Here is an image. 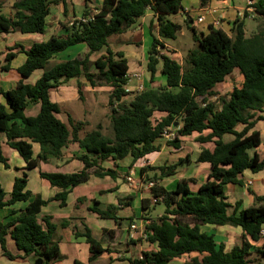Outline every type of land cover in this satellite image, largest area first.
I'll return each instance as SVG.
<instances>
[{
  "label": "trees",
  "instance_id": "16d2710c",
  "mask_svg": "<svg viewBox=\"0 0 264 264\" xmlns=\"http://www.w3.org/2000/svg\"><path fill=\"white\" fill-rule=\"evenodd\" d=\"M6 1L0 0V8ZM85 2L83 18L73 22L71 27L65 26L67 33L34 42L29 48L16 43L5 52L4 62L0 58V69L8 72L19 53L27 55L18 68L22 78L17 86L9 90L0 88L5 99V103H0V162L10 166L3 153L4 139L26 161L27 169L40 167L49 156L60 157L71 144L77 143L84 150L78 157L84 163L82 170L73 173L40 170L43 179L60 189L55 196L44 199L38 194L15 219L6 223L0 220V244L5 255L11 259L33 256L36 260L43 259V264L63 258L54 240L58 225L51 216L39 220L42 208L55 200L60 201L61 206L67 205L72 189L87 183L93 174L116 180L118 170L105 168V161H119L130 156L132 167L160 151L165 129L178 126L182 120L183 125L168 144L181 148L182 137L199 133V143L215 144L212 150L203 147L197 158L199 163H209L211 171L195 192L191 189L194 178L180 179L175 189H168L161 183L176 175L179 165L190 161V157L153 168L157 170L154 177L144 180L145 183L153 181L154 185L147 189L148 197L143 198L142 208L149 220L145 227L147 240L158 248L144 251L142 258H130L129 264H171L173 259L189 253H199L202 258L194 257L187 264H264L250 258L252 242L262 238L264 229V194L254 193L255 205L228 214L230 203L225 193L227 184H244L245 171L264 170V156L256 151L263 143L256 125L264 120V28L248 37L244 21L248 12L243 19L233 22L231 35L214 26L206 33L188 23L195 46L181 63L168 54L171 50H167L165 41L177 39L183 29L182 24L169 17L184 10L183 0H103L95 10L89 8L91 0ZM208 2L201 0L203 6ZM60 5L67 16L69 0H16L12 15L0 14V34L43 35L47 32L49 16ZM253 7L256 15L264 18V0H256ZM148 11L156 17L158 34L151 32L147 68L152 82L161 72L165 83L133 93L128 88L129 59L123 51L110 47L111 37L125 35L137 27ZM187 21L192 18L189 16ZM80 44L88 48L83 57L53 62L57 55ZM104 49V53L92 60L93 54ZM37 70H42V75L34 83L26 81ZM235 70L243 76L242 84L222 95L220 84ZM82 77L94 87L102 83L111 87L112 135L105 134L101 125L83 134L84 121L69 115L67 123L60 117L62 108L53 100L52 91ZM78 86L81 88L82 82ZM129 96L132 98L126 100ZM37 104L41 106L38 114L28 115L27 110ZM157 112L165 116L154 119ZM239 126H242L240 130ZM228 135L233 136L229 141L226 140ZM33 143L41 147L37 157ZM251 150H255L253 154ZM146 171L142 168V175ZM28 182L29 174L24 172L15 179L10 196L0 182V209L29 201L33 193L27 187ZM134 200L132 195L119 197L118 204H110L107 208H101L94 200L89 210L101 219H113L120 224L119 206L131 207ZM161 202L166 206L164 214L150 218L152 207ZM240 205L238 202L236 210ZM62 225L67 227L70 221L64 220ZM202 225L240 227L243 241L227 251L214 234L202 230ZM109 231L116 233V230ZM8 234L23 254L9 252ZM75 234L85 237L90 246L89 263L113 251L104 247L87 225L84 231L76 230ZM258 251L264 255V249ZM76 264L85 263L76 261Z\"/></svg>",
  "mask_w": 264,
  "mask_h": 264
},
{
  "label": "crops",
  "instance_id": "0c3cea01",
  "mask_svg": "<svg viewBox=\"0 0 264 264\" xmlns=\"http://www.w3.org/2000/svg\"><path fill=\"white\" fill-rule=\"evenodd\" d=\"M15 1L16 0H7L4 3V5L0 8V14L12 15L13 4ZM185 1L186 0H183V5H184L183 11L169 16L172 20L183 25V29L179 33L177 39L180 37V34L185 35V29L186 27H188V23H189V26L194 25L199 30L208 33L210 31L211 26H214V22L216 20L220 22V25L218 26L215 25L214 27L221 28L231 35L233 22L238 18L243 19L245 17V15L244 17H241L239 15L240 12L242 10H245L249 6L250 2L252 1L255 2L256 0H246V1L244 0H209L207 5L205 6L201 4V0H196L195 2H189V3H185ZM53 13L54 12L52 11V14ZM202 14L205 16V21L203 23H198L197 18ZM248 14H249L248 17H245L244 21H245L246 35L250 37L252 33L257 32L256 29L258 28V24H256V26H253L252 24L253 18L255 17L256 14L250 11L248 12ZM50 16L48 18L49 25L47 27V32L43 35L23 34V33L19 34L20 32H10V33L0 34V38L3 40H8L11 35L17 37L16 39L13 40L12 44L5 43L4 46L2 45L4 49H6V51L2 52L1 55H4L5 57V52L8 51V48L14 46L16 43L22 44L23 46H25V48H29L34 42L46 41L52 35H55V34L59 35V34L67 33V32H55L54 31L55 26L50 25V20H49ZM189 16L190 18H192V21L190 22L187 21ZM248 20H250L251 22L248 23ZM141 22H142V28L144 31L143 33H148L147 31L151 29L152 24L157 25L156 17L154 13L151 11L147 12V14L142 18ZM56 26H57V23H56ZM56 28H57V31L60 30L61 28L62 30L65 29L63 25L58 26ZM49 29H51L52 32H48ZM116 37H120V36H116ZM137 45L138 44L136 42L132 41L129 38L128 39L119 38L117 44L113 46L112 44H110V47L115 51H118V50L123 51L126 57L129 59V64L131 65L130 62L134 59H132L133 56H131L130 58L127 52L131 47L137 46ZM166 46L169 49V46L167 44ZM80 48L86 49V51L88 52L87 46L83 44L73 46L67 49L66 51L70 49H80ZM66 51L62 53H66ZM168 54H170L172 58H175L177 60L176 58V55H178L177 52L172 53V51H169ZM26 58H27L26 53L21 52L12 61L10 71L7 72V71H2L0 69V88L9 90V89H14L17 86L19 80L22 78L21 75L20 74L18 75L17 73L18 68L26 61ZM2 60L3 62L5 61L4 58H2ZM63 60H67V59H63ZM13 71H16L17 76L12 77V74L10 73ZM36 73H37V78H39L42 75L43 71L37 70L35 71L33 76ZM136 75L138 77H142V74H136ZM31 78L26 79V81H30L34 83L37 79L36 78L35 80H31ZM164 83L165 82H163V84ZM53 100L56 101L55 99ZM0 103H5V99L1 93H0ZM40 107H41L40 104H37L35 106V112H30V110L29 111L27 110L26 113L28 115H36L40 111ZM163 116L165 115L161 112H157L155 114L156 118H162ZM263 121L264 120L259 121L256 125V129L261 131L262 138H263V143L258 148H260L264 144V134H263V131L261 130L263 127L262 126ZM177 125H178L177 129H178L179 127L183 125V121L180 120L179 123H177ZM240 129L241 128H238V130ZM204 134H207V133L205 132ZM199 136H200L199 133H195L190 136L182 137L181 148H175L168 144L169 146L168 153L172 154L173 157L177 159V161H180L181 159H186L187 157L191 158L190 161H185L179 166L183 165V166L188 167L190 164H195L198 166L199 169H201V171H203L204 174L199 173L200 177L197 176L196 178H194L195 181L191 183V189L195 192L198 191L202 183L206 182L208 178V174L211 171V165L209 163H202V162L199 163L197 162V158L203 147H207L212 150L214 149V146H215L213 142L203 143V144L200 143L201 148L199 149L195 157L191 156L189 152H186V154H183L184 150L186 149L188 139L194 138L197 141V138ZM229 140L230 139H228L227 141ZM74 146L80 147L77 143L71 144L69 147L63 150V154L60 157L49 156L48 161L42 162L40 167H36L33 169H27L26 161L21 157V155L19 154L17 150L10 147L4 139L3 140V153L8 158V163L10 166L6 167L4 163L0 162V182L5 188V191L7 192L8 196H10L14 188L15 179L17 177L22 176L24 172H27L29 174V182H28L27 187L28 189L32 191L33 195L29 201H26V202L20 201L13 205H9V206H5L4 208H1L0 209V220L6 223L8 221L15 219L19 215L20 211L24 209L38 194H40L44 199H48V198L55 196L56 193L60 191L58 187H53L48 180L43 179L41 177L40 170L58 171V172H63V173H73V172L82 170L84 168V163L78 157L83 152L80 153L81 149L79 150L78 148H72ZM33 149H34L35 157L41 154V147L39 143H33ZM164 152H165V146H162V149L160 151L153 153L149 155L148 157L154 154H157V153L162 154ZM260 155L264 156L262 154ZM148 157H146L145 159H147ZM125 159H122V160H125ZM122 160H119V161L107 160L103 163V166L105 168H115V166L107 164L111 161L112 162L115 161L118 167H120L121 165L120 162ZM162 165L164 164H161L159 166H162ZM118 172H119V177L116 180L112 179L109 176L100 178L93 174L87 183L81 184L72 189V191L70 192L68 196L67 205L61 206L60 201L55 200L49 203L47 206H44L42 208V211L38 215V218L41 221L43 216H51L52 220L58 225L55 231V234H54V240L58 242L61 252L64 255L63 258L54 259L51 262V264H76V261H80L85 264H129L130 258L141 257L144 251L156 250L158 248L157 244H154V243L151 244L152 245L151 249L144 248L143 245L139 243L140 241L134 240L133 238L134 233L132 232V234H130L128 238L130 244L128 242V249L126 250V253L124 254V259L121 261V263L116 260L117 256L115 254V250H113L111 253L104 254L98 259H96L94 262L89 263L90 246L87 243L85 237L76 236L75 231L78 230L82 232L85 230V226L87 225L91 228L93 235L100 241H101V238L105 236L107 234V231L109 230H116L115 235L118 237L120 235L119 231L124 229L123 224H124V218H125V217L120 216L119 213H121V211L119 210L118 216L122 218L120 220V224L116 223L115 220L113 219H109L113 221L114 223L113 225L106 224L104 222L105 219L99 218L95 213H92L89 210V207L93 205L94 200H97L99 202V206L101 208H107L110 204H118L119 197H127L129 195L135 196V200L133 201V204L131 207H124V206L123 207L119 206V207L122 208L123 210L132 209V211L135 212L136 209H139V203H140L141 210L139 211V213L137 211H136L137 213L135 212V216L133 220L134 222H137L138 218L142 216L144 218L143 219L140 218L141 222L142 220H144L145 222L146 221L149 222V220H146L145 215H144V210L142 208L143 198L148 197V193L146 192L147 190L142 191V193L141 192L136 193V191L134 190L132 191V188H129L128 186L124 184H121L120 179L122 178V175L120 174V171ZM156 172L157 170H155V173ZM148 173L150 172H148L147 170L143 175L141 174V178L143 179L145 175H148ZM179 173H180V167H178V171H177V174ZM196 173L197 172H193L192 174H196ZM262 173H264V170L258 173H254L250 170H247L245 171L243 175L244 177L243 185L233 184V183L226 185L225 193L227 196V201L230 203V206L228 208V214H232L235 211L239 212L240 210L244 208L255 205L254 193L257 195L264 194V174ZM95 177L98 180H95ZM184 178H192V177L190 175L184 174L179 178V180L184 179ZM109 179L111 182L107 184L106 183L101 184L100 182L101 180L109 181ZM166 181H167V178L163 179L161 183L165 185ZM147 184L144 181L142 182V185L143 186L145 185L146 189L149 188L147 187ZM175 188L176 187H173L171 189H175ZM238 202H240L241 205L236 210V206ZM57 220H60V222L57 223ZM64 220L70 221V225L67 227H64L62 225V222ZM147 222H146V225H147ZM201 228L203 231H206L210 234H214L216 240L219 243L225 244L227 251H230L235 245H239L243 241V232L240 227H234L230 225L217 226V227L211 226V225H202ZM6 240H7V248L9 252H11L13 255L23 254V251L18 248L11 234H8L6 236ZM252 244H253V248H252V254L250 255V258L255 259L256 262L258 261L264 262V255L259 253L258 251L260 249H264V236L259 241L252 242ZM103 245L104 247H110L111 249H113L110 244L103 243ZM194 257L202 258V255H200L199 253L185 254L181 257L173 259L171 264H187ZM33 259L35 260L33 256H30L28 258L17 257V258L11 259L5 255L3 248L0 244V264H35L34 263L35 261Z\"/></svg>",
  "mask_w": 264,
  "mask_h": 264
},
{
  "label": "rangeland",
  "instance_id": "374dc122",
  "mask_svg": "<svg viewBox=\"0 0 264 264\" xmlns=\"http://www.w3.org/2000/svg\"><path fill=\"white\" fill-rule=\"evenodd\" d=\"M196 0H186L185 3L189 2H195ZM246 1V0H244ZM103 0H91L89 2V8L95 10L97 9L101 4ZM237 3V1H236ZM86 9V2L85 0H69V11L67 13V16L64 15L63 12V6H57L53 10V14L50 16V25H54V31L55 32H67V29L62 28L57 31L58 26H68L71 27L73 22H76L78 20H81L83 18L84 11ZM256 14V13H255ZM174 19V18H173ZM251 21L248 20V23ZM57 23V26H56ZM253 26H256L258 24V28L256 29L257 32H260L264 28V18L260 17L258 15H255L253 18ZM186 26V25H185ZM154 32V34L157 35V25H151V29H149L148 33H143L142 28V22L135 27L134 29L130 30L125 35H121L120 37H116L117 35H114L111 37V44L112 46L117 44L119 38H126L131 39L132 41L136 42L138 45L133 46L128 50V56L134 60H132L131 68L129 72V84L128 88L133 92H138L146 88L151 87H158L165 82V76L161 74V72L158 73L157 79L152 82L151 81V75L147 68L148 63V49L152 44V35L151 32ZM48 32H52L51 29L48 30ZM255 32V33H257ZM251 33V32H250ZM255 33H252L254 35ZM21 34V33H19ZM179 35V34H178ZM16 36L11 35L8 40H3L0 38V53L6 51L4 49L5 43H11L14 39H16ZM166 44L169 46V49L167 47V50H171L172 53H178L176 55L177 60H179L181 63L184 62V59L188 53V51L195 46V42L193 39L192 31L189 27H186L185 29V35H181L177 40H166ZM3 45V46H2ZM84 45V44H83ZM171 47V48H170ZM86 49H70L66 51V53H62L60 55H57L53 62L60 61L63 59H70L73 57H83L86 54ZM105 52V49L99 53H95L92 55V60H95L98 56H100L102 53ZM1 58H4V55H1ZM94 69V68H93ZM41 72V71H40ZM18 73V72H17ZM16 71L11 72L12 77L17 76ZM136 74H142V77H138ZM19 75V73H18ZM37 78V73L31 78V80H35ZM141 78V79H139ZM243 81V76L238 70H235L233 74L227 77L226 81L219 86V91L222 93V95H227L230 91L233 90L235 86H240ZM82 82L83 86L79 88L78 83ZM81 89V90H80ZM81 92V93H80ZM110 92L111 87L105 84H98L95 87L91 85L89 81L86 80L85 77H82L80 79H72V81L65 83L58 89L54 90L52 93V98L58 102L62 108V112L60 114V117L68 123V116L71 115L76 120H82L85 122L84 131L85 132L95 129L98 125H101L103 127V132L107 135H112L113 133V127H112V112H113V106L110 104ZM132 98V96H129L126 98V100H129ZM35 106L32 105L30 109V112H35ZM156 119V117L154 118ZM180 121V120H179ZM182 121V120H181ZM262 131L264 134V121L262 125ZM178 126H174L171 128L173 132L177 130ZM238 128H242V126H239ZM232 136L229 135L226 137V140L231 139ZM169 140L161 139L160 143L165 146V152L162 154H154L147 159H142L138 162H136L132 167V157H127L125 160H122L120 162V167L116 164V162H109L108 165H113L115 168H117L118 171H120V174L122 175V178L120 179L121 184H124L128 186L129 188H132V191L141 192L147 190L145 188V185H142V182L145 180H149V178H153L155 174V166H159L161 164H174L179 161L175 157H173L172 154L168 153V142ZM72 148H78L80 147H72ZM201 148V144L197 142L194 138H189L186 149L184 150L183 154H186V152H189L191 156H196L199 149ZM255 150H251V153L253 154ZM257 152L264 155V144L256 149ZM84 152L83 149L80 150V153ZM168 159V160H166ZM182 164V163H181ZM180 167V173L176 174L174 176L168 177L167 181L165 182V185L171 189L173 187H176L179 181V178L184 175H190L192 178H196L197 176L200 177V174H204L201 169L198 168L195 164H190L187 166H179ZM142 168H146L148 170V175H145L144 178H141V171ZM193 172H197L196 174H192ZM264 174V173H262ZM129 177H132L134 182L129 180ZM95 180H98L95 177ZM101 184H107L110 181L107 180H101ZM151 182V181H149ZM147 184V183H146ZM142 185V186H141ZM126 196V195H125ZM165 204L163 202L156 204L152 207V213L150 214V218L154 219L159 217L160 215L164 214L165 212ZM141 210V206L139 203V209H136V211L139 213ZM121 217L124 218V224H123V230H120V235L117 237L114 233H111L110 231H107V234L101 238V241L105 244H110L113 248L112 250H115V254L117 256V261L121 263V261L124 259V254L126 253V250L128 249V242H129V236L132 234L133 229L131 228L132 222L130 221L132 217L135 216V212L132 211V209L129 210H123L120 208ZM136 212V213H137ZM57 214V213H56ZM144 218V217H140ZM138 218L137 225H138V231L134 233V240L140 241L141 245H143L144 248H152V243L149 242L147 239H143L141 236L142 230L146 227V222L144 220H140ZM144 221V223H143ZM60 220H57V223H59ZM104 222L108 225H113V221L109 219H105ZM215 226L216 225H211ZM145 240V241H144ZM147 240V241H146ZM130 244V242H129ZM146 245V246H145ZM120 254V256H119ZM119 259V260H118ZM34 260V259H33ZM38 260V259H37ZM35 259L34 263L37 262Z\"/></svg>",
  "mask_w": 264,
  "mask_h": 264
},
{
  "label": "built area",
  "instance_id": "2783aa9c",
  "mask_svg": "<svg viewBox=\"0 0 264 264\" xmlns=\"http://www.w3.org/2000/svg\"><path fill=\"white\" fill-rule=\"evenodd\" d=\"M253 1L252 2H250V4H249V6L245 9V10H242L241 12H240V16L241 17H244V15L246 14V12H252V13H256L255 12V9H254V7H253ZM205 21V16L202 14V15H200L198 18H197V22L198 23H203ZM218 26V25H220V22L218 21V20H216L215 22H214V26ZM163 137L164 138H166L167 140H172V139H174V137H175V132H173L172 130H171V128H167V129H165V131L163 132ZM129 180L130 181H132V182H134V180H133V178L132 177H129ZM154 185V182L153 181H151V182H148V184H147V187H152ZM147 223H149V222H147ZM131 228L133 229V233H136L137 231H138V225H137V222H134V223H132V225H131ZM141 236H142V238L143 239H147V233L145 232V229L144 230H142V232H141ZM264 236V229L262 230V237ZM141 258H142V256H141Z\"/></svg>",
  "mask_w": 264,
  "mask_h": 264
},
{
  "label": "water",
  "instance_id": "95a60500",
  "mask_svg": "<svg viewBox=\"0 0 264 264\" xmlns=\"http://www.w3.org/2000/svg\"><path fill=\"white\" fill-rule=\"evenodd\" d=\"M35 264H43V259H38Z\"/></svg>",
  "mask_w": 264,
  "mask_h": 264
}]
</instances>
